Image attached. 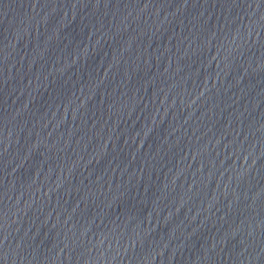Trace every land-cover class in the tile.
<instances>
[{
    "label": "water",
    "instance_id": "95a60500",
    "mask_svg": "<svg viewBox=\"0 0 264 264\" xmlns=\"http://www.w3.org/2000/svg\"><path fill=\"white\" fill-rule=\"evenodd\" d=\"M0 264H264V0H0Z\"/></svg>",
    "mask_w": 264,
    "mask_h": 264
}]
</instances>
